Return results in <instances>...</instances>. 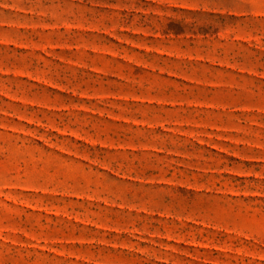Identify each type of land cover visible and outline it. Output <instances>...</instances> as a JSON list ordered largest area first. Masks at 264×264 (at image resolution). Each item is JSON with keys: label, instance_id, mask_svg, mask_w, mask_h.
<instances>
[{"label": "rangeland", "instance_id": "1", "mask_svg": "<svg viewBox=\"0 0 264 264\" xmlns=\"http://www.w3.org/2000/svg\"><path fill=\"white\" fill-rule=\"evenodd\" d=\"M0 264H264V0H0Z\"/></svg>", "mask_w": 264, "mask_h": 264}]
</instances>
